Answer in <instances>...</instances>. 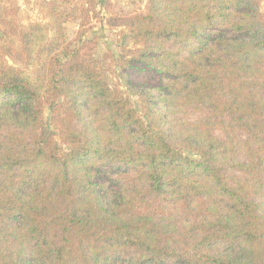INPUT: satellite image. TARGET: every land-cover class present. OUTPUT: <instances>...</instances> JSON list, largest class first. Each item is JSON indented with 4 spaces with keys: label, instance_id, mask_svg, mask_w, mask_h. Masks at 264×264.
<instances>
[{
    "label": "trees",
    "instance_id": "16d2710c",
    "mask_svg": "<svg viewBox=\"0 0 264 264\" xmlns=\"http://www.w3.org/2000/svg\"><path fill=\"white\" fill-rule=\"evenodd\" d=\"M34 1L0 0V264H264L263 0L117 15L136 106L65 33L100 0Z\"/></svg>",
    "mask_w": 264,
    "mask_h": 264
},
{
    "label": "rangeland",
    "instance_id": "374dc122",
    "mask_svg": "<svg viewBox=\"0 0 264 264\" xmlns=\"http://www.w3.org/2000/svg\"><path fill=\"white\" fill-rule=\"evenodd\" d=\"M148 0H100L97 10L99 15L91 17L83 27L78 26L77 21H69L64 25L68 38H75L78 33L83 40H93L94 46L89 51L90 57L102 68L111 85H118L125 95L136 106L137 97L128 90L125 80L135 86L153 88L161 82L160 77L144 68L134 65L124 69L118 66V59L122 48L131 47L129 35L125 33L124 27L118 25L115 17L131 12L144 11ZM19 7L18 20L27 23L33 20H41L38 5L34 0H17ZM264 9V0L262 2ZM47 118L48 111L44 110Z\"/></svg>",
    "mask_w": 264,
    "mask_h": 264
}]
</instances>
